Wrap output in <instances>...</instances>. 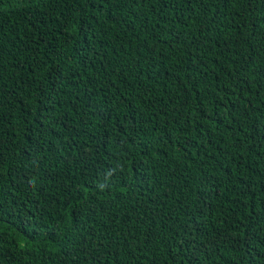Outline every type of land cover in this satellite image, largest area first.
I'll return each instance as SVG.
<instances>
[{"label":"trees","instance_id":"16d2710c","mask_svg":"<svg viewBox=\"0 0 264 264\" xmlns=\"http://www.w3.org/2000/svg\"><path fill=\"white\" fill-rule=\"evenodd\" d=\"M205 6L0 0V264H264V5Z\"/></svg>","mask_w":264,"mask_h":264},{"label":"snow or ice","instance_id":"6c2138e0","mask_svg":"<svg viewBox=\"0 0 264 264\" xmlns=\"http://www.w3.org/2000/svg\"><path fill=\"white\" fill-rule=\"evenodd\" d=\"M97 2V0H89V6H91L93 3ZM106 2V0H105ZM184 5L187 7L188 5L193 3V0H183ZM196 2L200 5H205V0H196ZM209 3L212 4L211 9H208L207 6H205V12L211 11L215 16L220 17L224 15V9L230 8L232 4V0H219V3H216L215 0H208ZM254 2V0H248L249 7ZM161 11H163L164 8L172 7L174 0H159ZM259 3L264 5V0H259ZM261 21H264V16L259 18ZM255 26L253 22V27ZM249 35H256L255 32H250ZM243 39V37H240ZM260 52L264 53V46L260 47ZM255 53V49L252 48L248 52L247 56H245L243 53H240V59L237 61L238 67L236 72L234 73L235 79L237 83L240 86V92L243 93L245 91H252V85L255 84L256 87V94H259L260 89H264V64H253V66H249L252 64V57ZM54 71V69H53ZM64 78L61 76H55L53 81L46 86L50 89H55L58 87V84L60 81H62ZM229 95H235V93H229L226 95L223 99L225 101L228 100ZM48 99V96L46 94H42V98L39 100V103L43 105L44 101ZM227 107V103L224 105ZM46 111V109H44ZM3 202H0V213H3ZM249 220H251V217H249ZM55 235V233H53ZM244 234L241 233V236ZM255 238V232L254 230L248 231L247 237L245 239V242L247 240H253ZM244 247V244L241 243V248ZM251 251V250H250Z\"/></svg>","mask_w":264,"mask_h":264}]
</instances>
